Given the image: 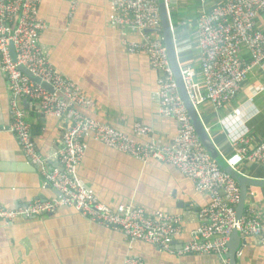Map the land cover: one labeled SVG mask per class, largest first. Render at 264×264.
<instances>
[{"label":"built area","instance_id":"2783aa9c","mask_svg":"<svg viewBox=\"0 0 264 264\" xmlns=\"http://www.w3.org/2000/svg\"><path fill=\"white\" fill-rule=\"evenodd\" d=\"M160 1L173 35L171 0H110L108 24L119 33L127 53L145 51L151 70L158 73L154 94L157 114L174 120L177 126L170 145L155 141L148 126L134 123L127 134L88 117L84 111L95 110V103L82 93L77 83L54 68L48 52L40 44V35L46 30V24L38 15L41 0H0V70L8 82V131L15 137L25 160L35 167L44 186L58 194L57 198L35 199L15 209L0 205V223L11 225L17 220L53 215L62 208H70L94 223L118 231L128 245L143 242L178 256L213 255L228 263L225 256L234 231L242 241L254 237L264 246V218L252 211H244L239 219L236 218L239 187L211 159L195 134L163 40L156 38L161 33ZM200 2L205 4V0ZM131 35H138L140 41L129 40ZM196 43L200 51V81L191 67L179 66L187 99L196 111L205 103L215 110L224 108L238 95L252 69L264 64V0H228L209 12L202 9ZM244 55H249L250 62L243 58ZM262 92L264 86L259 85L253 94ZM20 101L36 103L41 116L66 123L61 150L56 157L59 168H51L49 159L37 151ZM252 102L253 96L232 111L230 120L221 122L233 150L224 161L236 172L242 164L264 165V139L256 141L243 119L245 105L250 117L255 114ZM139 138L146 141L141 142ZM89 139L142 162L155 160L172 165L191 181L197 193L208 198L207 206L197 213L199 225L190 233L189 241L182 243L178 250L173 247L181 234L179 215L161 211L151 213L134 205L113 209L81 186L77 170ZM236 256L240 257L241 252L237 251ZM123 264L145 263L139 257L129 256Z\"/></svg>","mask_w":264,"mask_h":264},{"label":"crops","instance_id":"0c3cea01","mask_svg":"<svg viewBox=\"0 0 264 264\" xmlns=\"http://www.w3.org/2000/svg\"><path fill=\"white\" fill-rule=\"evenodd\" d=\"M200 1L171 0L177 61L180 67H191L198 81L200 51L196 39L200 10L209 12L228 0H205L203 5ZM109 4L110 0H41L38 15L46 30L40 35V44L54 68L77 83L95 103V110L84 111L88 117L127 134L134 123L148 126L155 141L170 145L177 126L174 120L157 114L154 94L158 73L151 70L145 51L129 54L122 47L119 33L108 24ZM156 38L162 40V34ZM129 40L139 42L140 38L131 35ZM259 85L264 86V64L252 69L228 106L215 110L205 103L197 109L223 159L230 157L233 150L221 122L230 120L232 111L251 96L255 114L250 117L249 109L243 106L244 124L256 141L264 139V92L253 94ZM7 86L0 70V205L15 209L35 199L57 198L58 194L44 186L8 131ZM19 106L30 124L37 151L49 159L51 168H59L56 157L66 123L41 116L36 103L20 101ZM237 172L264 180V165L242 164ZM77 177L82 187L110 208L134 205L151 213L179 215L181 234L173 243L175 250L190 240V233L199 225L197 213L208 204V198L197 193L191 181L172 165L155 160L142 162L91 139L87 140ZM244 211L264 218V188L247 187ZM238 251L241 256H236V264H264V246L254 237L241 240ZM129 256L139 257L145 264H229L213 255L178 256L143 242L128 245L118 231L94 223L70 208H62L53 215L17 220L11 225L0 223V264H123Z\"/></svg>","mask_w":264,"mask_h":264},{"label":"water","instance_id":"95a60500","mask_svg":"<svg viewBox=\"0 0 264 264\" xmlns=\"http://www.w3.org/2000/svg\"><path fill=\"white\" fill-rule=\"evenodd\" d=\"M159 13H160V22H161V34H162V40H163V46L166 50V54L169 60V64L171 66L175 82L178 87V91L180 94V97L183 101L184 107L187 111L188 117L192 123V126L194 128L195 134L197 135L201 145L205 149V151L208 153V155L211 157L213 161L216 162V164L226 173L228 174L238 185L240 190V200L238 202V205L236 207V218L239 219L243 212H244V206H245V200L247 196V187L253 186L258 188H264V180H256L251 179L246 176H243L239 174L238 172L232 170L229 168L224 159L220 156L217 149L215 148L213 142L210 139L209 134L205 130L203 124L201 123L197 111L192 107L190 102L187 99L186 93L184 91V87L180 78V69L179 64L177 61V55L175 50V44H174V37L171 33L170 29V21L167 16L165 7L160 1L159 5ZM21 71L31 78L29 73L21 68ZM35 82H38L37 80H34ZM45 88H50L46 85H44ZM35 168V167H34ZM241 243V239L236 231H234L230 237L229 243H228V253L226 255V258L229 260V264H236V253L239 250Z\"/></svg>","mask_w":264,"mask_h":264},{"label":"trees","instance_id":"16d2710c","mask_svg":"<svg viewBox=\"0 0 264 264\" xmlns=\"http://www.w3.org/2000/svg\"><path fill=\"white\" fill-rule=\"evenodd\" d=\"M172 10H173V9H171V12H170L171 23H172V21H173V19H172L173 11H172ZM200 12H202V8H201ZM200 14H201V13H200ZM200 14H199V16H200ZM243 58H244L247 62H250V57H249V55H244Z\"/></svg>","mask_w":264,"mask_h":264}]
</instances>
